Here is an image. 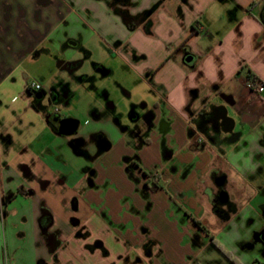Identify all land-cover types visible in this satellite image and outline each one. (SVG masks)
Wrapping results in <instances>:
<instances>
[{"label":"crops","instance_id":"obj_1","mask_svg":"<svg viewBox=\"0 0 264 264\" xmlns=\"http://www.w3.org/2000/svg\"><path fill=\"white\" fill-rule=\"evenodd\" d=\"M125 9L152 12L129 31L102 0H0V264H264L258 250L245 259L249 247L222 245L229 258L212 243L237 218L251 220L240 244L264 231V105L250 108L233 92L249 78L264 84V0H130ZM94 39L155 89L139 149L98 99L97 76L110 71L93 63L81 72ZM51 57L58 65L46 91L23 66ZM31 83L45 98L63 89L64 101L37 108ZM225 101L244 109L247 132L222 150L200 124ZM72 105L84 121L66 115L77 131L60 135L50 111ZM138 154L145 171L161 174L160 189H147L131 166ZM72 157L87 166L76 172ZM218 161L236 206L225 219L211 199Z\"/></svg>","mask_w":264,"mask_h":264},{"label":"rangeland","instance_id":"obj_2","mask_svg":"<svg viewBox=\"0 0 264 264\" xmlns=\"http://www.w3.org/2000/svg\"><path fill=\"white\" fill-rule=\"evenodd\" d=\"M86 29L89 30V28ZM86 29L83 27V30L87 31ZM100 45L101 44L96 39L92 41L90 46L93 55L91 58L85 59L86 64L81 72L83 71L86 73H91L93 63H101L105 66L106 70L110 71V74L108 76H97L98 79L96 80L95 85L98 87V99H100L104 104H106L107 102L112 104V108L114 111L113 113H115V116L113 118L116 121L115 125H117L120 133L126 131L130 133L131 130L133 132V127L138 129L144 125V118L147 115L148 110L154 102L158 101L155 89L150 81L141 74V70H139L138 68L129 67L124 64L121 59L113 57L110 54H106V52L101 49ZM82 58L84 59V56H82ZM154 60L155 59H151L150 63L152 64ZM57 65L58 64L56 62V58L51 57L50 60L41 59L32 64L26 63L24 64L23 68L27 73L30 81L41 82L44 86V89L48 91L50 84L49 82H47V79L54 73H56ZM233 92L240 93L243 96L245 93L244 86H238L236 89L234 87ZM223 105L227 107L228 114L236 122V126L234 129L235 132H233V134L229 135V133L224 132L221 123H219V131L215 134L216 138L214 140V145L217 148L226 150L227 148L232 147L233 144L238 141V139H240L245 132H247V127L245 126V123H243L241 119L237 117L234 109L230 104L225 101ZM57 108L60 109L61 113H63L64 115H72L83 123L84 120L82 115L80 113H77V110L73 108V105L69 106L68 108H64L62 106H59ZM51 110L52 113L54 111V108H52ZM131 114L139 117V121L136 122L137 124H133L131 122ZM104 139V137L102 139L98 136L95 138L93 137L92 143L98 145L101 148V142L107 143ZM119 146L120 145H118V147ZM78 148H80V150L82 149L81 146H79ZM141 159L142 155L138 154L137 160L141 161ZM69 165L76 172H81L84 167L87 166V163L81 160L78 161L77 157H72V159L69 161ZM128 174L134 175V172L131 171V173L129 172ZM235 208L236 206L234 205V209ZM250 221L242 224V221L237 218L230 231L220 236L216 235L217 240H215V245H213L215 249L222 254V251L220 250L223 249L222 245L233 252L236 248L239 247L238 245H242V247L244 248L250 246V250H248L247 253H241V257L243 258L244 256V258L246 259L248 256L251 258L255 250L257 251L259 248V246L254 247L256 243L254 240L255 232L251 235V237H249L248 235V237L250 238L248 242L242 241L243 243L241 242V244L240 242H238L239 240L241 241L244 237L247 236L246 234H244V231L247 229L245 227H247V225L251 223ZM251 240H253V243H251Z\"/></svg>","mask_w":264,"mask_h":264},{"label":"flooded vegetation","instance_id":"obj_3","mask_svg":"<svg viewBox=\"0 0 264 264\" xmlns=\"http://www.w3.org/2000/svg\"><path fill=\"white\" fill-rule=\"evenodd\" d=\"M61 67H63V65ZM66 69L70 72L72 71L68 66H66ZM30 94L34 98L33 99L34 105L40 109L51 108L52 106H54V104L59 103L60 101H64L63 98L65 96L63 89L57 90L55 88H51V91L48 93V96L46 98L43 96L40 99L36 98L37 94H41L39 92L34 91V92H30ZM44 100L46 104L43 103ZM248 107L253 108L255 107V105L248 104ZM57 111L58 109H54V111L50 113L49 119L54 130L59 133L60 131L63 132L66 126L64 120L70 117L66 115L60 116L59 113H57ZM234 111L237 117L241 119L242 122H244L245 118L247 117L244 109H242L240 106H234ZM130 117H131V122L133 124L139 121V117L134 114H131ZM150 117H151V113L148 110V113L144 118V125L138 129L133 127V132L132 130L130 132V134H132L134 146L137 149H139L143 144L147 143L146 142L147 135L151 128L149 122ZM231 122L235 123V120L228 114L227 108L220 106L214 109L210 115L203 118L200 126L202 131L215 136V134L219 131V127H220L219 123H221L222 129L225 131L226 129L229 128ZM143 136L145 139L143 138ZM79 143H81V140L79 139H73L71 141L72 146H75L76 144ZM100 144L102 146L104 143L101 142ZM130 164L131 166L136 168V170H138L141 176L145 179L144 181L145 187L147 182H149L148 184L150 185L153 179L156 181L157 186L161 183L162 181L161 174L159 172H157V174H150L147 171H145L140 161L137 160V157L132 159ZM220 164L221 161H218L217 164L212 168L209 174V179L212 184L211 199L213 202V210L218 217L225 219L227 218L229 212L231 213L235 209L231 200L232 195L229 192V188H228L227 173L224 169L220 168L219 166ZM263 234L264 231L260 232L259 236L258 235L254 236V240L256 239V243L254 247L259 246L258 251L260 255H264V241L262 240ZM47 237L50 238V235H48ZM251 243H253V240H251Z\"/></svg>","mask_w":264,"mask_h":264},{"label":"trees","instance_id":"obj_4","mask_svg":"<svg viewBox=\"0 0 264 264\" xmlns=\"http://www.w3.org/2000/svg\"><path fill=\"white\" fill-rule=\"evenodd\" d=\"M102 1H104L107 4L108 8L111 10L112 13H114L121 19L122 23L129 31H134L135 29H137L149 17L150 13L152 12V9H151L147 12H144L143 14L139 16H132L125 9V7H127L130 4V0H102ZM149 25H150V22H147L146 27L148 28ZM148 183L149 182H147L146 187L150 191H155L161 188L160 185L157 186L156 181L154 179L151 181L150 185ZM192 222L201 231L206 233L205 227L199 221L192 219ZM214 242L215 241H212L213 245H215ZM220 250L222 251L224 255L230 258L227 252H225L223 249H220Z\"/></svg>","mask_w":264,"mask_h":264},{"label":"built area","instance_id":"obj_5","mask_svg":"<svg viewBox=\"0 0 264 264\" xmlns=\"http://www.w3.org/2000/svg\"><path fill=\"white\" fill-rule=\"evenodd\" d=\"M29 88L35 92H40L42 89L38 83H31ZM244 91L248 104L264 105V84L260 80L256 78L247 79L244 82Z\"/></svg>","mask_w":264,"mask_h":264},{"label":"water","instance_id":"obj_6","mask_svg":"<svg viewBox=\"0 0 264 264\" xmlns=\"http://www.w3.org/2000/svg\"><path fill=\"white\" fill-rule=\"evenodd\" d=\"M190 60H191V58L189 57L186 59V62H190ZM36 98L40 99V98H42V95L37 94ZM64 122L66 125L64 128V131L63 132L60 131L59 134L60 135H66V136H71V135L75 134L77 131V127H78L77 121L73 120V119H65ZM232 127H233V123L231 122L229 128L226 129V131H230L232 129ZM262 240L264 241V234L262 236Z\"/></svg>","mask_w":264,"mask_h":264}]
</instances>
